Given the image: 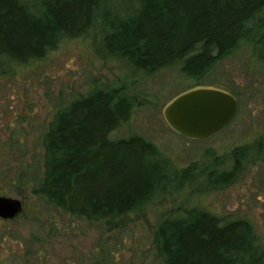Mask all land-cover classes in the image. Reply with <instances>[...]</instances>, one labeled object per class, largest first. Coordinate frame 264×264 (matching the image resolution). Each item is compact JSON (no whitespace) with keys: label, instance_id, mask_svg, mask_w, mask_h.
Returning a JSON list of instances; mask_svg holds the SVG:
<instances>
[{"label":"rangeland","instance_id":"obj_1","mask_svg":"<svg viewBox=\"0 0 264 264\" xmlns=\"http://www.w3.org/2000/svg\"><path fill=\"white\" fill-rule=\"evenodd\" d=\"M133 4L99 0L87 33L63 40L40 60L10 59L1 69L0 196L19 199L23 210L13 219L0 217V264H166L158 226L193 210L226 221L248 220L264 262L262 46L254 37L243 39L201 82L184 75L179 64L147 73L109 53L104 43L108 16L123 14ZM117 86L134 102V110L111 137L136 134L153 142L167 163L166 179L133 211L72 215L45 191L48 129L71 101ZM198 86L230 91L239 110L219 132L190 139L168 124L163 110L176 95ZM237 150L245 152L240 159ZM186 168L192 172L188 178L181 176Z\"/></svg>","mask_w":264,"mask_h":264},{"label":"trees","instance_id":"obj_2","mask_svg":"<svg viewBox=\"0 0 264 264\" xmlns=\"http://www.w3.org/2000/svg\"><path fill=\"white\" fill-rule=\"evenodd\" d=\"M98 8L99 0H0V74L10 59L40 60L63 40L87 33ZM108 20V52L147 73L179 64L201 82L251 37L264 60V0H135ZM133 110L118 86L98 88L59 110L46 135L51 200L72 215L109 217L152 196L167 176L158 147L141 135L111 137ZM244 153L235 151L237 159ZM190 168L181 176L190 177ZM158 234L166 264H264L246 219L193 210L162 220Z\"/></svg>","mask_w":264,"mask_h":264},{"label":"water","instance_id":"obj_3","mask_svg":"<svg viewBox=\"0 0 264 264\" xmlns=\"http://www.w3.org/2000/svg\"><path fill=\"white\" fill-rule=\"evenodd\" d=\"M239 110L238 98L225 89L198 86L179 93L164 107L168 124L190 139L207 138L230 124ZM19 199L0 196V217L13 219L21 213Z\"/></svg>","mask_w":264,"mask_h":264}]
</instances>
